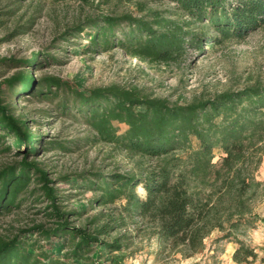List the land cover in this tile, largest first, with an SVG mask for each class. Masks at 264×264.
Listing matches in <instances>:
<instances>
[{"label": "trees", "instance_id": "1", "mask_svg": "<svg viewBox=\"0 0 264 264\" xmlns=\"http://www.w3.org/2000/svg\"><path fill=\"white\" fill-rule=\"evenodd\" d=\"M169 1L174 4L169 15L101 13L63 34L83 37L86 43L79 44L85 53L120 49L154 69L180 66L189 49L201 55L244 40L264 25V0ZM36 54L0 57V66L36 68L58 61ZM263 73H250L241 85L236 80L208 95L187 98L181 92L174 99L117 83L80 91L53 74L35 79L27 69L1 79L0 153L19 159L0 165V222L10 215L19 221L0 227V264H122L118 254L137 253L141 246H135H143L144 239L157 243L155 257L189 258L215 230L220 239L237 244L234 262L255 260L254 249L240 235L264 220L257 210L263 182L256 178L264 156ZM25 93L47 101L60 95L59 108L74 109L73 116L91 131L86 143L109 145L126 158L129 168L123 171L73 175V186L92 192L94 214L84 216L62 203L72 194H62L54 184L68 175L51 179L29 159L40 150L67 152L72 145L44 140L32 129L33 121L14 100ZM216 149L221 155L214 162ZM28 200L44 204L33 213L41 216L21 221Z\"/></svg>", "mask_w": 264, "mask_h": 264}, {"label": "rangeland", "instance_id": "2", "mask_svg": "<svg viewBox=\"0 0 264 264\" xmlns=\"http://www.w3.org/2000/svg\"><path fill=\"white\" fill-rule=\"evenodd\" d=\"M138 3L142 4L144 10H139ZM147 10H158L169 15L174 11V4L169 0H0V57L23 58L35 52L38 57L41 53H48L58 60L51 62L49 59L36 68L0 66V80L17 70L27 69L33 71L35 79L53 74L80 91L117 83L144 86L148 92L172 95L171 99H174L181 92L187 98L208 95L234 84L236 80L241 85L250 73L264 72V25L250 31L244 40L208 49L201 55L189 49L180 66L162 65L154 69H148L145 64L127 56L120 49L85 53L79 44L86 43L83 37H76L74 32L63 34L86 16L122 12L142 15ZM67 95L68 92H65L66 98ZM60 97L47 101L25 93L14 100L17 109L33 121L32 129L42 133L44 140L56 138L71 141L70 151L40 150L29 159L38 161L51 179L68 175V180H57L54 184L62 194H72L62 203L84 216H90L96 212L89 201L92 192L73 186V175L97 169L104 173L114 168L123 171L129 168V164L122 154L109 145L86 143L91 131L79 115L73 116L74 109L59 108L57 102ZM118 127L122 129L124 126ZM193 143L196 144V141ZM214 155L213 161L216 162L221 151L216 149ZM16 159L19 157L13 153H0V165ZM256 178L263 182L262 198L257 210L264 218V156L256 171ZM137 191L143 194L140 187ZM33 203L28 200L23 204L18 216L21 221L41 216H33V213L44 204ZM14 217H4L0 227H6L8 223L18 224L19 219L14 220ZM220 235L218 230L213 231L204 240L202 249L189 258L179 255L155 257L153 253L157 243L154 239H144L143 246L139 243L135 246H141L140 251L133 255L121 252L118 258L122 264H244L232 260L237 244L232 239H220ZM240 238L257 255L255 260L247 264H264V220L258 221L254 228L247 230Z\"/></svg>", "mask_w": 264, "mask_h": 264}]
</instances>
